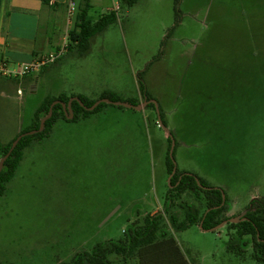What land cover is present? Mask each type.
<instances>
[{"label": "rangeland", "instance_id": "rangeland-1", "mask_svg": "<svg viewBox=\"0 0 264 264\" xmlns=\"http://www.w3.org/2000/svg\"><path fill=\"white\" fill-rule=\"evenodd\" d=\"M63 2V21V11H56L54 21H42L36 38L52 37V50L67 43L73 27L76 11L69 15L66 5L74 1ZM93 5V22L113 8L118 20L91 39L86 55L52 63L33 75L36 86L24 76L0 81V142L29 127L47 97L98 101L110 95L137 105L144 101V84L175 141L179 172L223 189L229 218L264 198V0ZM21 24L20 33L32 31L31 19ZM158 115L148 105L136 110L107 104L80 121L59 120L49 137L27 149L0 200V264L67 262L98 243L122 239L130 222L164 211L170 137ZM175 201L180 219L181 202L199 204L187 193ZM166 222L178 249L160 251L150 264H263L252 258L251 247L244 257L227 249L226 225L176 232ZM110 258L139 264L138 258Z\"/></svg>", "mask_w": 264, "mask_h": 264}, {"label": "trees", "instance_id": "trees-1", "mask_svg": "<svg viewBox=\"0 0 264 264\" xmlns=\"http://www.w3.org/2000/svg\"><path fill=\"white\" fill-rule=\"evenodd\" d=\"M58 0H42L44 7H64L65 3ZM75 2V0H73ZM118 9H129L133 7L139 0H117ZM73 2V3H74ZM2 0H0L1 11ZM93 0H80L75 7V18L73 19V27L68 31L66 49L70 54L75 53L78 56H84L90 50L91 39L105 32L112 24L118 20V12L116 9L109 10L108 13L101 16L97 21L93 22L88 18L89 11L92 9ZM70 4L67 6L69 9ZM64 9V8H63ZM54 63H57L55 61ZM49 65V64H48ZM47 67L42 68V73ZM26 82H31L33 77L26 75L23 77ZM0 81L18 82L19 78H3ZM143 99H151V95L146 91L145 85H141ZM85 106H92L97 100H90L82 95H77ZM102 98H111L110 95H104ZM61 100L67 103L70 100L65 94L51 96L44 99L36 108L32 122L29 127L21 129L17 135L9 142H0V160L10 151L13 142L23 133L38 129L42 118H44L50 110L51 104ZM107 103H100L93 111L85 109L77 101H73L72 110L74 118L68 119L65 110L61 104H56L53 108V115L47 120L44 131L34 135H26L20 139L15 149L11 152L4 163V167L0 172V200L6 194L9 183L15 178L18 168L24 159L25 151L32 147L36 142H40L49 137L54 125L61 119L66 121H80L87 118L90 114L99 111ZM148 107L155 108L154 104ZM163 123V115L160 112ZM170 137V136H169ZM170 140V149L172 140ZM170 149L168 153V171L172 173L174 163L170 158ZM172 188L166 196L164 211L146 214L143 219H137L130 222L125 235L120 240H109L98 243L89 251L79 252L75 254L70 261L60 264H114L110 258L117 255L125 261L138 258L139 264H150L151 258L160 251L167 248L178 249L177 242L169 235V227L166 222L168 219L169 226L176 232H182L192 226H199L203 222L205 229L213 228L221 222L228 220V196L221 188L210 185L207 180L196 174L187 172H179L171 180ZM190 194L199 203L181 202L179 205L184 211V217L180 219L177 212L173 211L175 199L183 194ZM223 194L226 195L225 204L223 203ZM252 209L247 213L246 219L239 223L226 224L230 240L227 243V249L242 257L251 247L252 258L264 264V198H255L251 201ZM249 205V206H250ZM248 206V207H249Z\"/></svg>", "mask_w": 264, "mask_h": 264}, {"label": "crops", "instance_id": "crops-1", "mask_svg": "<svg viewBox=\"0 0 264 264\" xmlns=\"http://www.w3.org/2000/svg\"><path fill=\"white\" fill-rule=\"evenodd\" d=\"M97 1L100 0H93V4ZM57 2L60 1L58 0ZM63 8L62 6L56 7V9L53 7H44L42 0H2L0 11V60H5L13 64L29 63L40 58L42 55H46L47 53L51 54L59 50L63 45H57L55 50H52L51 47H53L54 39L49 35L45 34L41 35L42 37L39 39L36 38L40 34V28L42 31V21L43 23L45 21L47 23L54 21L57 12L61 11H63L61 12L63 21V17H65ZM28 19L33 21L31 26L32 31L29 33H20L19 29L22 27L21 20L27 21ZM48 50L49 52H47ZM66 55H70L67 49L57 60V63L54 64H58L60 59ZM50 65L52 64L47 65L44 71ZM39 72L42 73V69L32 72L29 75L33 77V75ZM32 81L31 86H36L34 78Z\"/></svg>", "mask_w": 264, "mask_h": 264}, {"label": "water", "instance_id": "water-1", "mask_svg": "<svg viewBox=\"0 0 264 264\" xmlns=\"http://www.w3.org/2000/svg\"><path fill=\"white\" fill-rule=\"evenodd\" d=\"M73 101H77L81 104V106L85 107V109L87 110H90V111H93L100 103H107V104H113V105H116V106H122V107H126V108H134L136 110H143L148 104L152 103L155 105V108L156 110L158 111L159 115H158V123L161 127H163L167 133L169 134L171 140H172V145H171V149H170V158L171 160L173 161L174 163V168H173V171L172 173L169 175V185L170 187L172 188V184H171V180L173 178V176L176 174L177 172V167L175 165V162H174V147H175V141L172 137V134L170 132V130L165 126V124L163 123L162 121V118H161V115H160V109H159V105L157 103L156 100L154 99H150L148 100L146 97H145V100L140 103V104H137V105H134L132 103H128V102H119V101H113L109 98H103V99H100L98 101H96L92 106L90 107H87L85 106V104L81 101V99L79 97H72L67 103L61 101V100H56L54 101L52 104H51V107H50V110H49V113L44 117L42 118L41 120V123H40V127L38 129H35V130H32V131H29V132H26V133H23L21 134L20 136L17 137V139L13 142L12 144V147L10 149V151L0 160V172L2 171L3 167H4V163L6 161V159L9 157V155L11 154V152L15 149V147L17 146L18 142L20 141V139L26 135H34V134H37L39 132H42L44 131L45 129V126H46V122L48 119H50L53 115V108L56 104H61L65 110V113H66V116L68 119H73L74 118V112L72 110V103ZM225 200H226V195L223 194V203L222 205L225 204ZM252 209V207L250 206L249 208H247L245 211H243L240 215H238L237 217H234V218H229L228 220H225L223 222H221L220 224H218L217 226L213 227V228H209V229H205L203 227V222L200 223L199 227L204 230V231H216L222 227H224L226 224L228 223H239L241 221H244L246 219V215L247 213Z\"/></svg>", "mask_w": 264, "mask_h": 264}, {"label": "built area", "instance_id": "built-area-1", "mask_svg": "<svg viewBox=\"0 0 264 264\" xmlns=\"http://www.w3.org/2000/svg\"><path fill=\"white\" fill-rule=\"evenodd\" d=\"M75 6L73 3L69 6V15H73ZM66 51V43L63 46L47 56L40 57L29 63L13 64L5 60H0V76L3 78H19L41 70L44 66L57 61Z\"/></svg>", "mask_w": 264, "mask_h": 264}, {"label": "flooded vegetation", "instance_id": "flooded-vegetation-1", "mask_svg": "<svg viewBox=\"0 0 264 264\" xmlns=\"http://www.w3.org/2000/svg\"><path fill=\"white\" fill-rule=\"evenodd\" d=\"M144 100H145V99H144ZM148 100H150V99H148ZM150 104H151V103H150ZM148 105H149V104H148ZM250 206H251V205H250ZM250 206H249V207H250ZM249 207H248V208H249ZM251 207H252V206H251Z\"/></svg>", "mask_w": 264, "mask_h": 264}]
</instances>
